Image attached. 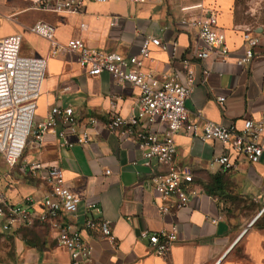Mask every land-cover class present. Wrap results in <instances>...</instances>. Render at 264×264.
I'll return each mask as SVG.
<instances>
[{"label": "crops", "instance_id": "obj_1", "mask_svg": "<svg viewBox=\"0 0 264 264\" xmlns=\"http://www.w3.org/2000/svg\"><path fill=\"white\" fill-rule=\"evenodd\" d=\"M196 5L216 14L229 50L223 62L194 57L200 42L180 22L199 14L200 10L182 11ZM263 17L264 0L87 1L79 14L35 11L26 1L0 0V39L20 34L23 56L47 59L35 121L44 119L53 106L71 107L82 122L91 117L103 122L113 111L123 117L138 114L137 89L116 83L106 72L86 75L74 55L50 56V42L30 31L35 23L46 22L54 26L57 43L80 38L90 48L124 56L137 55L146 36L169 43L167 51L151 48L142 69L155 75L178 73L183 82L184 62L188 63L194 72V88L185 102L189 119L239 131L244 119L260 116L264 105ZM80 24L85 28L81 30ZM246 31L259 42L250 63L239 66L236 60L244 54L242 34ZM218 96L225 97L223 109L216 103ZM162 129L151 126L153 131ZM88 132L85 146H62L53 134H47L40 145L28 141L13 168H7L0 157V185L7 199L12 204H21L28 196L41 200L49 192L45 171H31L30 164L57 166L70 191L81 199L75 222L90 216L84 214V206L92 201L100 209V214L92 216L112 225L115 247L82 231V238L92 246L90 264H264V164L240 158L234 167L221 172L210 163L224 152L221 143L180 133L175 137V165L190 170L195 194L186 207L162 215L151 180L164 167L154 160L146 167L134 142L101 126ZM68 140L73 142L75 137ZM172 225L177 227L178 238L164 259L140 235L168 231ZM0 264H69V256L57 246L55 232L46 225L34 223L9 232L0 225Z\"/></svg>", "mask_w": 264, "mask_h": 264}, {"label": "built area", "instance_id": "obj_2", "mask_svg": "<svg viewBox=\"0 0 264 264\" xmlns=\"http://www.w3.org/2000/svg\"><path fill=\"white\" fill-rule=\"evenodd\" d=\"M35 11L53 14H79L84 12L87 1L105 3L109 0H21ZM143 3L145 0H129ZM200 10L199 14L181 20L189 34L196 33L200 46L194 51L197 60L212 57L225 61L229 50L225 36L217 26L216 14L203 11L200 5L182 8V11ZM114 23H111L113 25ZM79 28H85L80 24ZM30 31L43 37L51 44L50 56L74 55L80 68L90 77L101 73L110 74L118 84H129L138 90V114L123 117L113 111L101 122L96 118L78 121L71 107L53 106L44 119L35 121L36 103L42 84L47 75V59L44 57H26L21 51L22 36L11 35L0 39V157L7 168H13L20 160L28 141L40 145L47 134H53L62 140L61 145L72 147L75 144L85 146L89 143L88 130L102 127L122 140L136 144L142 152L144 165L151 161L164 167L162 174L152 177V189L160 199L158 209L162 215L171 209H181L188 205L193 197V177L187 167L175 165V137L186 134L199 138L202 142H219L225 150L211 159V165L225 172L234 167L240 158L248 163L264 164V105L257 119L247 118L243 128L224 127L203 120L194 122L189 119L185 102L194 88V72L184 62V81L178 73L155 75L144 71L143 64L150 58L151 48L167 51L169 43L159 38L146 36L133 56H124L116 52H105L88 47L80 38L69 40L65 44L54 41V26L46 22H37ZM244 54L236 60L237 65H248L254 56V48L259 39L249 31L242 34ZM174 46V44H173ZM225 97H216V103L223 109ZM159 125L161 132L151 130ZM75 137L69 141L68 137ZM31 171H45L44 181L49 192L41 200L24 198L21 204H12L0 185V225L9 232L16 227H31L34 223L46 225L55 232L57 246L64 248L69 256V264H90L92 246L82 238V231L108 240L113 247L116 241L109 221L92 215L100 214L95 202L84 206V217L78 224L75 217L81 199L74 194L57 166L30 164ZM106 174H109L106 172ZM174 200L172 205L168 202ZM36 207L38 209H36ZM147 239L148 247L157 256L166 258L172 245L177 241L178 231L172 225L168 231L140 235Z\"/></svg>", "mask_w": 264, "mask_h": 264}, {"label": "rangeland", "instance_id": "obj_3", "mask_svg": "<svg viewBox=\"0 0 264 264\" xmlns=\"http://www.w3.org/2000/svg\"><path fill=\"white\" fill-rule=\"evenodd\" d=\"M263 19H264V17H263ZM247 213H248V212H247ZM244 214H245V213H244ZM244 214H243V215H244ZM250 216H251L250 214H247V217H246L247 220H250Z\"/></svg>", "mask_w": 264, "mask_h": 264}, {"label": "water", "instance_id": "obj_4", "mask_svg": "<svg viewBox=\"0 0 264 264\" xmlns=\"http://www.w3.org/2000/svg\"><path fill=\"white\" fill-rule=\"evenodd\" d=\"M252 223H253V221L250 223V225H251ZM250 225H249V226H250Z\"/></svg>", "mask_w": 264, "mask_h": 264}]
</instances>
